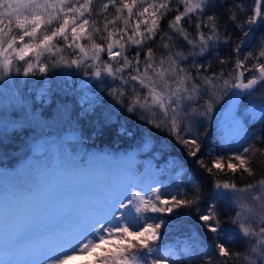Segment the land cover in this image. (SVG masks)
I'll return each instance as SVG.
<instances>
[{"label":"snow or ice","instance_id":"obj_1","mask_svg":"<svg viewBox=\"0 0 264 264\" xmlns=\"http://www.w3.org/2000/svg\"><path fill=\"white\" fill-rule=\"evenodd\" d=\"M253 4L249 9L245 0H0V81L74 68L86 78L84 87L95 81L98 92L106 91L114 102L97 118L98 125L103 121L100 133L113 123L114 112H126L146 136L166 133L165 147L179 146L211 177V196L202 208L204 189L195 172L173 191L156 182L143 194L129 195L137 185L126 168L123 176L113 174L102 184L95 175L105 165H126L130 157L114 162L93 153L84 166L55 170L30 160L22 171L6 174L13 182L4 193L5 264H68L83 256L91 257L88 264H168V257L172 264L178 259L180 264H264V175L255 179L252 166L257 153L264 155V147H257L264 145V93L257 95L264 89V32L256 35L264 27V0ZM229 45L231 52L221 57V46ZM212 60L232 68L209 71ZM46 95L42 89L41 98ZM243 96L259 128L250 130L239 118ZM81 99L88 103L87 113L98 97ZM218 105L224 108L227 148L206 162L203 149ZM117 134L132 135L123 126ZM228 172L254 179L238 184L222 178ZM28 175L31 182L21 186ZM62 186L82 194L70 207H43ZM220 205L232 213L226 221L231 229L221 221ZM193 215L211 236L181 249L182 258L175 250L162 253L156 246L162 228L174 217ZM36 223L47 230L28 235Z\"/></svg>","mask_w":264,"mask_h":264},{"label":"trees","instance_id":"obj_2","mask_svg":"<svg viewBox=\"0 0 264 264\" xmlns=\"http://www.w3.org/2000/svg\"><path fill=\"white\" fill-rule=\"evenodd\" d=\"M245 5L250 9L254 6L253 0H245ZM227 6L226 4L225 7ZM110 11L112 10L110 9ZM172 15L174 13L169 14L167 19H170ZM243 18L241 17V19ZM167 19L162 22V27L166 26ZM226 19L227 15L225 14L221 23ZM185 26L187 27V23ZM229 27H232L231 23H229ZM189 31L195 34L194 28H190ZM260 32H264V27L260 28L256 35L258 36ZM237 35L239 33L233 31V36ZM250 39L252 45H255V38ZM230 52L231 45L221 46L219 55L226 57ZM207 59L205 57V61ZM231 68V64L220 65L217 60H212V68L209 71L219 72L223 69L227 72ZM85 79L74 68H56L50 69V72L45 76L37 74L24 78L13 75L6 81H0V242H2L5 223L4 193L6 186L13 182L6 174L22 171L30 160H39L44 167L55 170L73 163L84 166L87 164L88 156L93 153L107 155L114 162H119L122 159L128 161L130 157L131 160L126 165L120 166L117 163L105 165L103 171H99L95 175L96 183L102 184L106 178L113 174L123 176L124 168H126L128 179L137 185L130 189L129 195L132 191L143 194V190L156 182L169 186L168 190L173 191L177 187L187 185L191 173L195 172L204 189L202 208L209 202L211 177L199 169L194 161L186 159L179 146L165 147L170 142L166 133L154 132L153 135L146 136L142 127L138 126L136 117L129 116L123 111L114 112L112 114L113 123L107 131L100 133L98 128L103 126V121L101 120L98 125L97 118L114 102L106 95V91L105 93L98 92L95 81H89L87 87H84ZM42 89L47 90V95L43 98L40 96ZM261 93H264V89L258 88L257 95ZM85 95L90 99L98 97L94 101L95 106L87 113L84 109L88 107V103L81 99ZM14 97H19L25 103H17ZM246 97L241 99L240 104ZM240 119L246 125L251 126L250 130L260 127L258 123L253 122L249 113ZM223 124L225 122H217V115L209 123L210 134L206 137L203 149V158L206 162H210L212 156L227 148L222 142ZM121 126L127 128L132 135H118L117 129ZM171 144L174 145L175 142L171 141ZM35 145L40 146L39 151L34 150ZM257 147H264V145L257 144ZM252 166L256 172L255 179L264 175V155L257 153L256 158L252 160ZM218 175L222 176V174ZM222 178L235 179L238 184L254 179L245 175L241 180L239 174L233 177L231 172ZM31 180L30 175L25 176L21 186H27ZM61 188L74 189L67 186ZM188 190L191 191L190 188ZM55 195L56 191L48 199L51 200ZM78 196L79 194L74 195L73 198L63 199L60 195L56 197V202L62 203L63 207H70L72 201ZM54 205L56 204L54 203ZM217 211L221 213L224 227H227L229 224L226 221L232 213L224 205H220ZM38 225L39 228H35L34 224L29 229L30 236H38L47 230L44 225L39 223ZM161 231L163 235L160 240L156 241V246L162 253L175 250L181 258L180 250L185 246H194L200 239L211 236L200 227L195 215L174 217ZM167 259L168 264H172V258L168 257ZM90 260V256H83L69 261L68 264H88ZM177 264H180L179 259ZM184 264H188V262L185 261Z\"/></svg>","mask_w":264,"mask_h":264},{"label":"rangeland","instance_id":"obj_3","mask_svg":"<svg viewBox=\"0 0 264 264\" xmlns=\"http://www.w3.org/2000/svg\"><path fill=\"white\" fill-rule=\"evenodd\" d=\"M38 90H39V89H38ZM222 104H223V102H222ZM249 105H250V102H249L248 97L245 98L244 102H242L240 105H238V108H237V114H238L239 118H241L242 116H246V114L248 113ZM217 109H218V110H217V111H214V113H213V117H215V118H216V115H217V118H218L219 110L221 109V107L219 106ZM217 112H218V113H217ZM215 120H216V119H215ZM215 120H214V121H215ZM224 125H225V124H223L222 126H223V129H224V131H225V127H224ZM224 131H223V133L221 134L222 138H223V136H224ZM222 142H223V140H222ZM0 179H1V175H0ZM78 194H79V196L82 194V190H81V189H76V188H74V189H70V188L62 189V188L60 187L59 189L56 190V195L53 196V197L51 198V200L47 199V200L44 202V205H42V206H43V207H47V206H49V205H54V203H55L56 205H61L62 203H60V202H56V201H57L56 197H58V196L61 195V196L63 197V199H65V198H73L74 195H78ZM71 200H72V199H71ZM65 205H66V204H65ZM51 226H54V225H49L48 227H51ZM231 227H232V226L229 224V225H228L227 227H225V228H227V229H231ZM35 228H39L38 223L35 224ZM27 234H28V235L30 234L29 231H28ZM0 249H2V250H0V252H1L0 255H2V256H0V264H5V261H6L7 257L3 254V244H2V242H0Z\"/></svg>","mask_w":264,"mask_h":264},{"label":"water","instance_id":"obj_4","mask_svg":"<svg viewBox=\"0 0 264 264\" xmlns=\"http://www.w3.org/2000/svg\"><path fill=\"white\" fill-rule=\"evenodd\" d=\"M223 113H224V108H222L221 111L219 112L218 119H217L218 123H221V122L225 121Z\"/></svg>","mask_w":264,"mask_h":264}]
</instances>
